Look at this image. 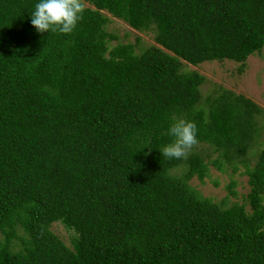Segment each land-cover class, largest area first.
Returning a JSON list of instances; mask_svg holds the SVG:
<instances>
[{
	"label": "trees",
	"instance_id": "obj_1",
	"mask_svg": "<svg viewBox=\"0 0 264 264\" xmlns=\"http://www.w3.org/2000/svg\"><path fill=\"white\" fill-rule=\"evenodd\" d=\"M36 2L0 0V264H264V109L187 69L243 72L264 0H80L71 34L37 33ZM106 13L155 43L112 45ZM179 119L197 143L169 159ZM212 167L244 169L243 203L193 186Z\"/></svg>",
	"mask_w": 264,
	"mask_h": 264
},
{
	"label": "rangeland",
	"instance_id": "obj_2",
	"mask_svg": "<svg viewBox=\"0 0 264 264\" xmlns=\"http://www.w3.org/2000/svg\"><path fill=\"white\" fill-rule=\"evenodd\" d=\"M110 18L107 30L118 36V40L111 42L115 45L119 41L136 43L140 38L139 45L148 46L155 43L152 32H141L132 28L122 19L115 18L106 13ZM240 64L233 61H211L199 66L188 65L187 69L198 70L206 78L203 85L204 95L213 91L218 85L242 93L255 101L264 109V48L260 53L251 55L243 72L239 71ZM248 175L241 168L236 173L221 172L212 167L210 176L200 181L194 178L191 183L204 196L220 202L229 199V204L234 202L243 203L249 191ZM234 181L236 195L229 192L228 186ZM216 182L218 184H216ZM52 229L69 243L70 232L63 224L54 223Z\"/></svg>",
	"mask_w": 264,
	"mask_h": 264
},
{
	"label": "clouds",
	"instance_id": "obj_3",
	"mask_svg": "<svg viewBox=\"0 0 264 264\" xmlns=\"http://www.w3.org/2000/svg\"><path fill=\"white\" fill-rule=\"evenodd\" d=\"M82 11L80 0H37L31 12V24L40 34L57 31L71 34L82 18ZM167 135L172 139L159 148L162 156L180 159L197 143V126L185 119L175 120Z\"/></svg>",
	"mask_w": 264,
	"mask_h": 264
}]
</instances>
